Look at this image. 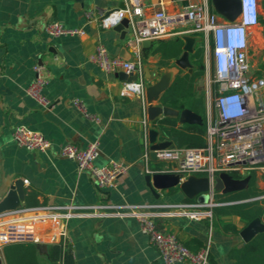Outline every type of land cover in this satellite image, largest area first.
Segmentation results:
<instances>
[{
    "label": "crops",
    "instance_id": "obj_1",
    "mask_svg": "<svg viewBox=\"0 0 264 264\" xmlns=\"http://www.w3.org/2000/svg\"><path fill=\"white\" fill-rule=\"evenodd\" d=\"M259 2L260 23L252 28V43H264V0ZM124 7L123 0H0V202L21 180L24 191L21 206L29 208L186 201L180 188L173 192L171 188L152 192L147 186L141 123L143 105L137 97L121 95L123 81L117 73H105L89 60L99 44L112 56L120 57L122 48L130 49L128 41L133 33L127 32L124 36L113 28L101 27L97 21L88 23L86 13L96 16L100 11ZM51 21L69 28L82 27L85 35L50 37L43 32V27ZM173 37L185 41L186 37L193 36L178 34L161 39ZM143 48L142 44V56ZM159 62V54L150 53L144 58L147 85L159 78L163 68ZM36 65L42 66L49 77L43 89L51 101L49 107H43L27 93L36 79ZM202 92L205 115V91ZM73 99H80L90 112L99 115L101 122L85 119L73 106ZM203 120L206 122V116ZM19 125L40 131L51 142L50 148L36 152L17 145L13 132ZM93 141L100 144L96 165L116 160L130 166L113 188H99L88 172L77 168L74 160L60 155L67 143L87 147ZM156 163L154 159L149 161L150 170L154 171ZM262 178L257 175V184ZM148 213L159 228L175 233L184 244L195 238L203 246L209 245L217 264H237L230 252L247 243L240 232L248 223L237 215L220 216L215 224L211 217L193 219L164 208H152ZM38 233L40 243L46 245L38 253L41 264L49 263L48 247L61 237L70 244L77 264H164L157 248L141 233L138 220L127 212L106 217L79 212L65 223L58 219L40 220ZM0 256L6 264L2 248Z\"/></svg>",
    "mask_w": 264,
    "mask_h": 264
},
{
    "label": "built area",
    "instance_id": "obj_2",
    "mask_svg": "<svg viewBox=\"0 0 264 264\" xmlns=\"http://www.w3.org/2000/svg\"><path fill=\"white\" fill-rule=\"evenodd\" d=\"M124 8L100 11L96 16L86 13L87 22H99L103 28H113L126 15L133 27V36L128 41L133 60L112 56L108 49L99 44L89 60L108 74L124 72L136 75L133 81H123L121 95L137 97L144 109L142 132L143 160L148 174L151 159L149 129L145 89L147 79L144 75L142 44L145 40H156L178 34L201 35L205 47V100L206 133L204 147H179L155 150V161L173 165L172 169L161 172L181 173V181L190 175L206 176L210 181L208 203L196 200L159 204H94V205H41L38 207H18L0 213V248L11 243H40L38 222L58 219L63 223L76 213L109 215H133L139 222L140 231L146 235L159 252L164 264L187 262L190 264H209V245L197 252L191 251L179 237L158 227L155 219L148 213L152 208H164L188 215L193 219L212 217V210L219 204L215 202L214 189L216 177L222 173H235L240 178L251 171L264 172V78L252 73L251 50L252 28L260 23L259 0H240L241 12L233 22L218 14L211 0H123ZM184 2H187L184 5ZM179 28L184 30L179 31ZM43 32L50 37L83 36L85 30L69 28L57 21L44 25ZM212 41L213 47H210ZM212 59V61H210ZM35 81L27 88V93L43 107L51 101L43 89L48 84V75L42 66L34 67ZM72 104L83 117L100 123L98 114L90 112L80 99ZM17 145L29 151L46 152L51 142L40 132L19 125L13 132ZM60 155L74 160L80 171H86L101 189L113 188L118 178L128 173L130 166L112 160L98 166L95 161L100 155L98 141L87 147L75 143L65 144ZM27 183V181L25 180ZM264 198V196L260 197ZM64 234V232L62 233ZM64 240L61 237L60 240ZM5 264V263H2Z\"/></svg>",
    "mask_w": 264,
    "mask_h": 264
},
{
    "label": "trees",
    "instance_id": "obj_3",
    "mask_svg": "<svg viewBox=\"0 0 264 264\" xmlns=\"http://www.w3.org/2000/svg\"><path fill=\"white\" fill-rule=\"evenodd\" d=\"M194 51L190 54V63L193 71H181L173 85L164 93L160 105L181 112L184 109H191L204 117L205 104L203 92H198L197 82L205 73V45L201 35H194ZM185 41L180 37L170 39H156L149 47L143 48L144 58L150 53L159 54V65L170 66L171 62L183 53ZM212 48V41L210 43ZM152 126L161 132V139L173 140L179 147H204L206 122L203 125L179 124V119L174 117H163L156 119ZM162 165H153L154 172H161ZM248 186L244 189L222 194L217 192L214 200L219 205L212 210L211 220L216 224L220 216L237 215L247 223L256 219L263 206L264 188L257 184V175L254 171L249 174ZM235 178L240 176L232 174ZM179 187L171 188L170 191H177ZM187 201H191L187 199ZM237 233V229L230 225ZM195 244V246H194ZM191 251L197 252L203 246L197 239H192L185 244ZM6 264H41L38 258L39 249L36 243H11L2 247ZM48 264H77L72 248L65 240L53 243L47 250ZM230 257L236 260L237 264H264V231L257 234L241 248H234ZM209 264H217L211 253Z\"/></svg>",
    "mask_w": 264,
    "mask_h": 264
},
{
    "label": "water",
    "instance_id": "obj_4",
    "mask_svg": "<svg viewBox=\"0 0 264 264\" xmlns=\"http://www.w3.org/2000/svg\"><path fill=\"white\" fill-rule=\"evenodd\" d=\"M80 1V0H79ZM187 2H184L186 5ZM211 4L215 11L227 20L233 22L237 19L241 12L240 0H211ZM113 29L124 34L133 33V27L129 24V18L126 15ZM151 40L143 41V46L147 47L151 44ZM183 54L175 60V63L168 67L161 69L159 78L149 83L145 89L146 101L148 104V119L150 122L163 117H174L179 119L180 124L203 125V117L191 109H184L181 112L164 107L160 105V100L164 93L173 85L177 76L182 70H187L191 73L193 71L190 63V54L194 51V38L186 37L185 45L183 47ZM120 57L132 61L133 56L127 48H122ZM122 81H133L136 75H128L124 72L116 74ZM161 132L151 127L149 129V142L152 150L151 157L156 158L155 150L169 148L175 145L176 140H161ZM183 175L181 173L173 172H155L147 174L145 177L147 186L152 192L157 190H166L170 188L179 187L184 196L190 200H196L199 203H208L210 195L208 193L210 188L209 178L206 176L190 175L186 180L181 181ZM250 176L245 178H235L232 174L227 172L220 173L214 184L216 192L222 194L238 191L248 186ZM22 180L17 182L11 188L8 194L0 202V213L8 210H14L21 206L24 200V191L21 189ZM264 231V207L259 216L248 223V225L240 232V236L245 242H249L257 234ZM37 247L40 252L46 249V245L38 243ZM0 264H2L0 256Z\"/></svg>",
    "mask_w": 264,
    "mask_h": 264
},
{
    "label": "rangeland",
    "instance_id": "obj_5",
    "mask_svg": "<svg viewBox=\"0 0 264 264\" xmlns=\"http://www.w3.org/2000/svg\"><path fill=\"white\" fill-rule=\"evenodd\" d=\"M260 45V46H259ZM205 50H207L206 52L209 54L210 50L205 47ZM251 69H252V73L257 76V77H262L264 78V43L260 42H253L252 43V50H251ZM212 61V59L210 60ZM186 72V70L184 71ZM205 84H206V80L205 77H202L198 82H197V90L198 92H202L205 91ZM206 116V114L204 115ZM159 164L162 165V168L168 170V169H172L173 165L170 163H166V162H158ZM259 177L264 176L263 172H258L256 173ZM258 184L261 187H264V178L259 179L258 180Z\"/></svg>",
    "mask_w": 264,
    "mask_h": 264
}]
</instances>
